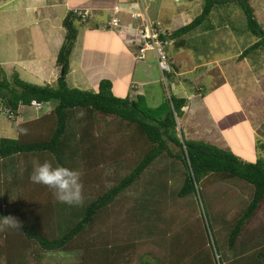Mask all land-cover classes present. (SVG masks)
Wrapping results in <instances>:
<instances>
[{"label": "trees", "instance_id": "trees-1", "mask_svg": "<svg viewBox=\"0 0 264 264\" xmlns=\"http://www.w3.org/2000/svg\"><path fill=\"white\" fill-rule=\"evenodd\" d=\"M230 5L241 9L244 30L256 38L238 60L257 56L264 50V27L251 0H202L200 13L166 37L175 47H184L187 34L205 22H209L205 28L211 29L213 11ZM74 11L62 21L65 35L54 84L31 83L16 72L7 77L0 69V116L6 113L17 130V137L0 136V264H59L43 262L44 255L73 252L80 253L73 264H130L133 253L141 264H264V141L256 144V160L249 162L205 140L186 139L176 119L184 115L186 97L171 94L159 106L150 107L140 95L116 96L109 79H102L95 92L69 86V57L79 24L88 20ZM34 103L50 109L15 124L23 108ZM78 115L77 129L72 132L70 121ZM163 154L181 164L182 185L172 192L165 181H156L151 193L128 195ZM17 156L24 163L14 182L21 183L27 197L9 208L3 199L9 188L1 187L5 185L2 178L4 167ZM36 159L41 163L54 159V166L80 170L83 204L59 203L47 187L32 183L29 177ZM129 160L126 174L106 172ZM217 183L235 185L245 197L225 195L227 201H215L207 211L199 204L200 184ZM167 188L171 199L194 198L197 213L170 217L174 226L163 229L159 225L166 222V215L152 208L165 200ZM123 199L131 200L129 208L117 209ZM7 217L16 219L20 228L5 226L2 218ZM122 219L123 224H139L127 229L119 224ZM146 227L161 234L149 249L139 252ZM128 235L134 242H123Z\"/></svg>", "mask_w": 264, "mask_h": 264}, {"label": "rangeland", "instance_id": "rangeland-1", "mask_svg": "<svg viewBox=\"0 0 264 264\" xmlns=\"http://www.w3.org/2000/svg\"><path fill=\"white\" fill-rule=\"evenodd\" d=\"M1 1L2 0H0V2ZM156 4H158V7L160 6V14H154V18L161 20L163 24L172 31L183 26L200 13L202 0H159ZM251 4L254 7L258 21L264 27V0H251ZM8 9L9 7L1 8L0 17L3 16V18L6 17L7 19L3 27L8 24L9 28H11L14 25L13 21L15 22L17 20H12V18L9 17V13L7 14ZM8 19H10V23H8ZM209 21L213 26L211 29L205 28L207 23H209L205 22L196 30L186 35V46L175 47L172 43L165 46L170 60L174 63V58L183 60V62L178 65L180 67V69L178 67V71L187 73L194 70L193 73L195 74H184L181 76L183 80V87L180 89V91L183 92L182 95H197L198 89L203 87L202 92H204V100L196 96L192 101V108L188 107L190 109L187 111L189 113L190 111L196 110V101H201L205 108L202 109V107H199L202 113H199V118L197 116L193 121L196 128L192 129L190 127L192 131L188 133L189 135H186V139L205 135L206 137L204 136L205 139L203 140L229 151L233 150L232 148L235 144H240L243 148L239 149L248 150V153L246 152L244 155H253L252 157L254 159L257 156V150L255 149L256 144L264 141V85L261 83H264V50L258 51L257 56L255 55L253 57H246L242 60H238V55L256 41L253 35L244 30L245 18L239 7L230 5L226 8H216L211 14ZM78 28L83 29V27L80 26H78ZM82 33L83 32H80V38H82ZM27 35L28 34H26V36ZM127 42L130 44V41ZM109 48L111 49L110 52H112L113 48L111 46H109ZM110 52L109 54H111ZM1 61L2 57L0 55V62ZM13 72L15 73L16 71L13 70L11 74H6L5 72V74L11 77ZM20 76V78L25 81L37 84L31 79L26 78L27 75L24 73H21ZM187 79H189V81ZM225 79L228 81L231 89L229 90L227 85L216 89L214 84H220ZM241 79H244L243 82ZM237 84H240V86H237ZM162 86H164V83H162ZM241 88L243 89L241 90ZM160 91L161 88L159 84H155L154 91H152L154 92L153 95H155V99H160L162 102L163 99L160 98ZM165 91V96L169 97L172 94L167 90L166 86ZM175 93L176 91L174 94ZM188 95L186 97H188ZM152 97L153 96H151V98ZM42 109L49 110L50 108L43 106ZM42 109L38 111L34 109L33 106L24 107L22 115L15 119V124L40 116ZM79 117L80 115L70 121V131L73 132L77 129ZM181 118H176L178 122L177 129L184 127ZM0 123V136L17 137V130L15 126L11 124L6 113L0 116ZM208 129L210 130L206 135L204 131ZM178 133L181 136L180 130ZM182 133H184L183 130ZM218 133L221 134L219 135ZM211 140H214L216 143H213ZM227 140L231 141L232 148L225 144ZM243 142L244 145H241ZM241 152L243 153V151ZM252 152H255V154ZM240 156L242 157L243 155L240 154ZM23 163V158L17 156L9 165L4 167L5 173L2 181L5 185L1 187L9 188L8 191H4L5 195L3 197V199L7 200V203L11 205H6L8 207L10 206L9 208L16 206L15 204L17 203L26 201L27 196L25 188L23 189L19 181L14 182L23 169ZM129 163L130 160L128 162H119L118 165L114 164L108 167L106 172L111 176H115L116 173L124 175L130 169L131 165ZM180 165V163L178 165L176 160L163 154L145 171L141 181L132 192L128 193V195H139L145 191L151 193L156 181H165L172 192L176 191L182 185L183 180L182 166ZM168 188L165 192V194H167L165 200L152 208L154 213L163 216L166 215V222L159 225L163 229H166L168 226H174L175 222H173V218L170 217L179 216L188 211L197 213V204L194 198L171 199L168 195V193H170ZM200 189L202 192V200H199L201 202L199 204L207 211L215 201L219 202L223 199L227 201V198H224L225 195L239 193L241 198L245 197L244 194L232 184L217 183L214 185L210 184L208 187L200 184ZM130 203L131 200L123 199L116 208L124 209L126 205L129 208ZM186 204H191L192 206L187 207ZM123 222H125L124 219H122L119 224L122 225ZM124 224L125 226H129L126 227L128 229L135 226L137 227L139 222L138 224L136 222ZM126 228L124 227L125 230ZM142 234L145 235V238L141 241L143 244L137 247L139 252L144 249H149L153 241L157 242L161 232L154 227H146ZM132 238L133 237L130 235L124 236L123 242L130 244L134 242ZM79 254V252L45 254L43 262L73 264L77 260ZM134 254L135 253L132 255V257H134L130 264H141Z\"/></svg>", "mask_w": 264, "mask_h": 264}, {"label": "crops", "instance_id": "crops-1", "mask_svg": "<svg viewBox=\"0 0 264 264\" xmlns=\"http://www.w3.org/2000/svg\"><path fill=\"white\" fill-rule=\"evenodd\" d=\"M157 1L159 2V0H149L148 3L149 15L153 18L154 14H160ZM134 3L135 0H2L0 9L9 7L7 14L9 13L12 20L17 21H13L14 25L11 28L8 24L3 27L7 19L0 17V55L2 57L0 69L6 74H11L14 70L19 77L21 73H24L27 75L26 78L37 84H54L60 74V67L56 60L65 35L62 21L68 12L86 8L89 9L90 16L87 23L79 24L83 29L78 28L77 40L69 57V72L66 78L69 86L95 92L102 79H109L116 96L136 98L140 95L150 107H157L164 101L165 86L173 95L186 97L188 94L182 95L183 92L180 91L183 87L181 76L195 74L194 70L186 73L177 69L165 80L157 67L153 51H147L144 58L136 57L140 20L133 18L129 13L134 8ZM115 6H119L121 10L117 12L114 9ZM115 17L121 20L119 25L111 23ZM80 32H83L82 38H80ZM127 41H130V44ZM109 46L113 48L112 52ZM173 60L177 68L183 62L177 58ZM261 83L264 85L263 82ZM155 84H159L161 88L162 102L160 99H155L153 95ZM226 85L230 90L231 87L226 79L220 84H214L216 89ZM202 89L203 87L198 89L197 95L186 97L188 104L181 118L182 125L184 124L186 129L185 132L184 127H181L185 137L192 131L190 127L196 128L193 121L197 116L199 118V113H202L199 107L205 108L201 101H196V110L189 113L187 111L190 109L188 107L192 108V101L196 96L204 100ZM209 130L204 131L206 135ZM204 136L190 138L203 140ZM211 141L216 143L214 140ZM225 144L232 148L230 140H227ZM241 145H244V142ZM239 148L243 147L235 144L231 151L243 160L251 162L256 160V158L253 159V155H244L248 153V150ZM239 153L243 156L241 157ZM252 153L255 154V152Z\"/></svg>", "mask_w": 264, "mask_h": 264}, {"label": "clouds", "instance_id": "clouds-1", "mask_svg": "<svg viewBox=\"0 0 264 264\" xmlns=\"http://www.w3.org/2000/svg\"><path fill=\"white\" fill-rule=\"evenodd\" d=\"M148 3H149V0H144V7H146V15L151 21H159L160 22V28L163 30V32L159 34V38L162 41H165L163 48H164V51L166 52V55L168 57V53L165 49V46L167 44H170V43H172V45H173L174 42H173V40L167 38L166 35H167V33L171 32V31L163 24V22L161 20L155 19L149 15ZM133 7L134 8H132L129 11V13L133 18H138L140 20V23L138 26V36H139V29L143 27V20H142L143 10L141 8L139 0H135ZM135 8H138V10H135ZM114 9L117 12L121 10L119 6H115ZM75 10L82 11V12L87 11L88 12L87 17L89 18V16H90L89 9L81 8V10L80 9H75ZM120 22H121V20L119 18L115 17L112 19L111 23L114 25H117V24L119 25ZM111 23H110V25H112ZM138 39H139V37H138ZM137 42L138 41H136V47H137L138 53L136 54V57L139 54V47H140V44L138 45ZM147 51H153V50L147 49L144 52V56H145V53ZM154 55H155V53H154ZM138 59H140V58H138ZM155 59H156V56H155ZM169 59L170 58L168 57V61H169ZM156 64H157V60H156ZM169 64H170V61H169ZM170 66H171V64H170ZM157 67H158V64H157ZM159 70H160V68H159ZM175 71L176 70H174L173 67L171 66L170 72H162V71L161 72L164 75V79L167 80V76L174 74ZM33 107H34V109H36L34 105H33ZM41 109H39V110H41ZM22 131L26 133V130H22ZM81 177H82V172L80 170H75V169H72L69 167L59 166V165L54 166V159L53 160L46 159V160H44L43 163H41L39 159H36L33 162V169H32V172H31L29 179L34 184H38V185H42V186L47 187L52 192L54 198L59 203H62V204H65V205L72 207V206H81L83 204V195H82L83 185L81 183ZM2 220H3V224L5 226L11 227V228H17V229L20 228V225L17 222V220L12 218V217L2 218Z\"/></svg>", "mask_w": 264, "mask_h": 264}, {"label": "built area", "instance_id": "built-area-1", "mask_svg": "<svg viewBox=\"0 0 264 264\" xmlns=\"http://www.w3.org/2000/svg\"><path fill=\"white\" fill-rule=\"evenodd\" d=\"M141 8L143 10L142 20H143V27L139 29V39L138 45L139 47V54L137 55L138 58L144 57V52L147 49H152L155 53L156 60L158 67L162 72H170L171 66L168 61V57L166 52L164 51V44L165 41H162L159 38V34L163 32L160 28L159 21H151L146 15V7H144V0H139ZM79 16L83 18V20L87 17V11H75ZM37 110L41 109L42 106L38 104H33Z\"/></svg>", "mask_w": 264, "mask_h": 264}, {"label": "water", "instance_id": "water-1", "mask_svg": "<svg viewBox=\"0 0 264 264\" xmlns=\"http://www.w3.org/2000/svg\"><path fill=\"white\" fill-rule=\"evenodd\" d=\"M182 137V136H181Z\"/></svg>", "mask_w": 264, "mask_h": 264}]
</instances>
